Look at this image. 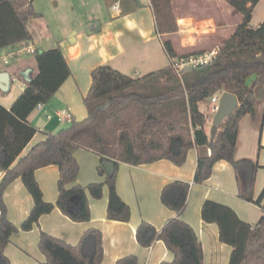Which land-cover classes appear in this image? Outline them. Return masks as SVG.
Listing matches in <instances>:
<instances>
[{"label":"trees","instance_id":"1","mask_svg":"<svg viewBox=\"0 0 264 264\" xmlns=\"http://www.w3.org/2000/svg\"><path fill=\"white\" fill-rule=\"evenodd\" d=\"M34 0H0V50L32 40L28 20L40 16ZM243 16L233 34L219 47L211 62L186 68L179 75L172 64L132 77L110 64L92 71V85L84 98L88 115L73 119L56 133L23 153L40 131L30 121L39 104L48 103L72 75L70 66L59 45L35 53L38 72L30 79L10 108L0 103V264H11L5 253L11 235L19 231L9 218L5 192L21 178L34 205L21 229L31 230L40 218L59 208L76 222L91 219L90 198H103L108 188L107 218L129 221L131 208L117 189L121 163L141 165L169 159L182 165L188 152L197 146H208L209 156L198 158L195 182L202 183L211 176L214 164L227 160L238 164L235 149L239 123L243 116L255 117V91L264 84V21L251 24L253 11L260 0H226ZM155 13L158 34L178 31L171 0H150ZM170 59L179 56L170 40H163ZM255 75L251 84L248 79ZM237 95L239 106L228 116L213 141L206 129L208 115L200 104L218 92ZM109 106L105 108V105ZM264 126V118H263ZM79 148L92 150L100 156L98 173L103 180L88 185L77 183L80 164L75 156ZM111 164V166H108ZM57 165L60 171L56 203L45 199L36 178V170ZM191 183L175 180L161 192L165 206L177 212L161 230L143 220L136 230L139 244L149 248L163 240L174 253L172 261L159 264H204L202 243L194 227L181 215L185 211ZM240 196L261 206L264 211V191L255 199L252 193L241 191ZM202 218L217 223L220 240L232 246L229 264H244L255 259L264 264V214L255 224L239 217L229 205L207 199L202 206ZM39 249L45 260L39 264H101L104 257L103 233L98 228L84 231L80 241L70 244L48 232L41 231ZM116 264H142L134 254L117 260Z\"/></svg>","mask_w":264,"mask_h":264},{"label":"crops","instance_id":"2","mask_svg":"<svg viewBox=\"0 0 264 264\" xmlns=\"http://www.w3.org/2000/svg\"><path fill=\"white\" fill-rule=\"evenodd\" d=\"M260 3L264 0L258 2L254 11ZM33 4L40 16L28 20L32 40L24 46L0 50V74L6 72L11 77L9 85L0 87V103L10 108L38 72L35 54L28 51L30 46L36 50H47L59 45L72 75L48 103L35 109L29 117V121L42 132L40 141L45 138V133H56L73 119L87 117L84 98L91 88L92 71L96 67L110 64L127 75L141 77L171 64L164 39L172 42L179 56L209 52L220 47L243 19L242 14L226 0H172L178 31L165 34L163 39L157 32L150 0H34ZM231 16L234 21H231ZM92 22L94 24L90 25ZM260 23L255 24L252 18L253 26ZM4 57L9 59L7 63ZM161 63H165L164 66L161 67ZM19 79L21 83L17 85ZM254 79L255 75L248 79V83ZM2 91H8L9 95ZM254 91L255 117L246 114L239 123L235 149L238 164L217 161L211 176L202 183L195 182V174L198 158L211 154L208 146L191 149L182 165L169 159L137 166L120 164L117 189L131 208L129 221L107 218L106 187L103 198H90L92 216L89 221H73L55 208L40 218L39 225L24 231L21 225L29 216L34 201L21 178L13 181L5 192L9 218L19 227L5 249L11 264H39L45 260L39 249L42 230L76 245L84 231L92 227L103 233L104 257L101 264H116L118 259L129 254L136 255L142 264L172 261L174 253L163 240L145 248L137 241L136 230L143 220L161 230L168 219L177 216V212L161 200L163 187L175 180L191 183L187 207L181 217L198 234L203 246L204 264H229L233 248L220 240L217 223L203 220L202 206L207 199L229 205L241 219L252 224L264 214L261 206L240 196L243 191L252 193L257 199L264 191V84L256 85ZM205 102L208 105L203 108ZM205 102L200 104V110L208 115L206 129L210 139L214 114L210 113L211 98ZM27 148L23 153L28 151ZM75 156L81 167L78 184L88 185L103 180L97 170L100 161L97 153L79 148ZM2 176L0 169V180ZM59 177L57 165L36 170V178L49 202L56 203L58 199ZM244 264L259 263L252 259Z\"/></svg>","mask_w":264,"mask_h":264},{"label":"built area","instance_id":"3","mask_svg":"<svg viewBox=\"0 0 264 264\" xmlns=\"http://www.w3.org/2000/svg\"><path fill=\"white\" fill-rule=\"evenodd\" d=\"M28 51L30 53L35 54L37 50L34 47H29ZM219 51V46L214 48L213 50L209 52H204V53H198V54H193L188 57H183V58H173L171 59V64L173 68L176 70V72L181 75L182 71L186 68L190 67H197L199 65L207 64L212 61V59L216 56L217 52ZM4 62L7 63L9 61L8 58L4 57ZM223 92H218L214 94L211 97V109L210 113L215 114L219 108V102H220V97ZM43 104H39L36 109H40Z\"/></svg>","mask_w":264,"mask_h":264},{"label":"water","instance_id":"4","mask_svg":"<svg viewBox=\"0 0 264 264\" xmlns=\"http://www.w3.org/2000/svg\"><path fill=\"white\" fill-rule=\"evenodd\" d=\"M10 74L9 73H2L0 74V87L3 88L2 86L9 85L10 83ZM109 106V103L105 105V108ZM239 106V99L236 94L225 91L222 93L220 97V102H219V108L217 112L213 116L212 120V127L210 131V140L213 141L219 128L222 126V123L224 120L230 116L235 109ZM108 166H111L109 164Z\"/></svg>","mask_w":264,"mask_h":264},{"label":"rangeland","instance_id":"5","mask_svg":"<svg viewBox=\"0 0 264 264\" xmlns=\"http://www.w3.org/2000/svg\"><path fill=\"white\" fill-rule=\"evenodd\" d=\"M171 4H172V0H171ZM172 10H173V6H172ZM173 14H174V12H173ZM264 3H260L259 5H258V7H256V9H255V11L253 12V22L255 23V24H258V22H262L264 19ZM231 21H234V18L231 16ZM94 23L92 22V24H90V25H93ZM163 64H165V63H161V67L162 66H164ZM18 83H21V79H19L18 80V82H17V85H18ZM14 89V88H13ZM2 93H5V95L7 96V95H9V92L8 91H2ZM208 105V103H204L203 104V108H206V106ZM86 117V116H85ZM41 133L42 132H38L35 136H36V138H35V140H34V142H33V144L32 145H30L28 148H27V150H29L30 148H31V146H33L35 143H37L38 141H40V136L39 135H41ZM44 138V137H43ZM42 138V139H43ZM26 150V151H27Z\"/></svg>","mask_w":264,"mask_h":264}]
</instances>
